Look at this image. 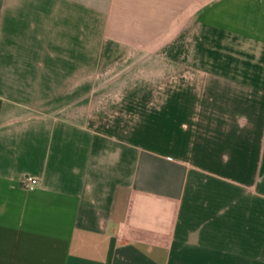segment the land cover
Segmentation results:
<instances>
[{"label": "crops", "instance_id": "0c3cea01", "mask_svg": "<svg viewBox=\"0 0 264 264\" xmlns=\"http://www.w3.org/2000/svg\"><path fill=\"white\" fill-rule=\"evenodd\" d=\"M0 264H264V0H0Z\"/></svg>", "mask_w": 264, "mask_h": 264}, {"label": "built area", "instance_id": "2783aa9c", "mask_svg": "<svg viewBox=\"0 0 264 264\" xmlns=\"http://www.w3.org/2000/svg\"><path fill=\"white\" fill-rule=\"evenodd\" d=\"M38 179L35 177H27L23 181V185L26 189H33L37 186Z\"/></svg>", "mask_w": 264, "mask_h": 264}]
</instances>
